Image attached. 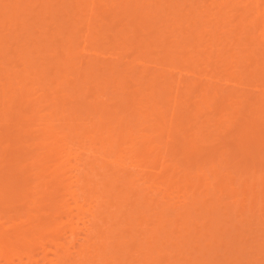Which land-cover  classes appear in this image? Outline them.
Masks as SVG:
<instances>
[{
  "label": "bare ground",
  "instance_id": "6f19581e",
  "mask_svg": "<svg viewBox=\"0 0 264 264\" xmlns=\"http://www.w3.org/2000/svg\"><path fill=\"white\" fill-rule=\"evenodd\" d=\"M254 38L264 44V0H0V264H165L195 244L168 239L173 227L159 236L202 178V194L219 179L198 169L192 192L172 197L190 145L207 138L190 119L205 109L214 130L249 126L255 143L264 62L250 69L264 49ZM220 74L250 123L217 114ZM246 78L259 81L253 100Z\"/></svg>",
  "mask_w": 264,
  "mask_h": 264
},
{
  "label": "rangeland",
  "instance_id": "374dc122",
  "mask_svg": "<svg viewBox=\"0 0 264 264\" xmlns=\"http://www.w3.org/2000/svg\"><path fill=\"white\" fill-rule=\"evenodd\" d=\"M101 44H104V41ZM252 49H256L257 51L264 49V44L259 39L254 38ZM12 53L15 55L17 51ZM262 60H264V57L261 56L258 59L256 58V60L252 59V68L250 69L252 73L261 62H264ZM249 74V71H247L243 75L247 76ZM204 75L202 74L201 77ZM241 76L242 74H234L232 80L235 82ZM182 80L187 82L186 80L191 79L182 76ZM215 80L217 82L215 86L219 88L218 90L221 89L224 91V95L226 96V100L223 106L218 108L217 114L233 116L236 121L237 119L244 118L247 123H250L251 118L247 112L243 114L236 112L237 104L235 101H240V99H229L228 95L231 87L225 85V81L227 80L226 75L220 74ZM245 82L246 86L242 92L245 96L252 97L253 100L260 95V87H256L259 81L248 80L247 82L246 78ZM165 94H167V91H165L164 97L166 96ZM196 95L193 94L191 96L193 100L191 99L190 109H193V113L195 101H199ZM180 108H183L182 111H185L187 106L183 103ZM126 111L129 112L128 109ZM202 112V115H199L198 118L192 117L190 119V130L194 133L198 130L196 126L200 122H203V130H199L194 137H200L203 134V138L207 136L206 141L197 138L190 145L194 151L188 155L191 164L188 168L183 170L186 162L185 160H180L183 166L177 170L175 180L180 178L181 182L176 187H172V190L176 191L172 197L177 193H184L186 187L188 192L192 189L190 186L195 182L194 174L198 169H203L205 173H208L209 171H213V166L216 168L214 175L219 179L213 188H209L206 191L207 195H205L206 193L202 194L205 189L202 178L200 183L196 185L198 189L192 197L194 204L188 208L189 210L184 212L183 210L178 211L176 209L172 213L169 211L170 215L176 218V222L174 225L167 224L168 228L161 229L159 236H162L165 232H169V229L173 227L175 230L171 232L172 235L171 233L169 234L168 239L172 237L174 238V242H179V240L183 242L193 240L196 241L193 244L198 245L199 248L194 251L189 250L193 244L188 243L184 247L185 250L183 249L184 252H173L165 264H169V262L170 264H188V259L191 260V264H199L203 261L204 264H211V261L217 264H264V131L257 134L255 143L247 141L250 135V132H248V129H250L249 126L244 125L240 130H234L223 135L218 130H214L212 127L213 122L206 120L212 114L205 109ZM214 112L216 113V111ZM174 135L178 136L175 131ZM181 149L177 151L178 159L183 157L181 154L183 155L184 151L181 153ZM169 163L168 160L164 161V164L160 166L159 170L164 169ZM187 172L190 173V176L188 175V178L185 179L184 175ZM229 172L232 181H227L228 176L220 177L221 174H227ZM212 178H214L213 175H210L208 181L211 182ZM219 189H221V192ZM190 217L194 221L192 227H190V219H188ZM212 223L213 227H210ZM186 227H190V230L181 232ZM211 234L216 239L214 240L215 243L211 245L212 248L210 246L209 250L203 256L200 250L202 251L204 244L209 243L208 240L211 242ZM163 242L161 241V243ZM158 247L163 248L165 253H170L173 250V247L170 248L167 242L159 244ZM241 250L242 253L240 252ZM227 252L230 253L228 254ZM208 260L210 261L208 262Z\"/></svg>",
  "mask_w": 264,
  "mask_h": 264
}]
</instances>
